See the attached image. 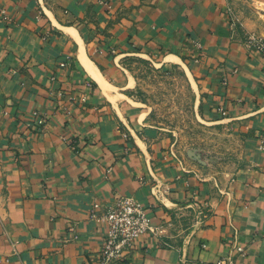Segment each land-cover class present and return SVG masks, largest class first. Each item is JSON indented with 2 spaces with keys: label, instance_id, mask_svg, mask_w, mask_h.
Wrapping results in <instances>:
<instances>
[{
  "label": "crops",
  "instance_id": "obj_1",
  "mask_svg": "<svg viewBox=\"0 0 264 264\" xmlns=\"http://www.w3.org/2000/svg\"><path fill=\"white\" fill-rule=\"evenodd\" d=\"M247 32L264 37V0H0V264H98L119 195L164 234L114 264H208L236 246L235 264H264V150L254 139L225 184L180 168L130 67L180 65L206 114L264 134V53Z\"/></svg>",
  "mask_w": 264,
  "mask_h": 264
},
{
  "label": "rangeland",
  "instance_id": "obj_2",
  "mask_svg": "<svg viewBox=\"0 0 264 264\" xmlns=\"http://www.w3.org/2000/svg\"><path fill=\"white\" fill-rule=\"evenodd\" d=\"M130 63L137 97L180 168L225 184L249 165L252 141L258 142L260 134L243 131L225 115L206 114L205 96L182 66L162 63L158 57L133 56Z\"/></svg>",
  "mask_w": 264,
  "mask_h": 264
},
{
  "label": "built area",
  "instance_id": "obj_3",
  "mask_svg": "<svg viewBox=\"0 0 264 264\" xmlns=\"http://www.w3.org/2000/svg\"><path fill=\"white\" fill-rule=\"evenodd\" d=\"M235 26V24H232ZM248 49H256L264 53V37L256 32H247L244 37ZM197 47L199 45L197 44ZM200 48V47H199ZM62 68H69L68 63H62ZM225 115V112L222 111ZM35 123L43 127L47 119L40 112L33 113ZM258 148L264 150V134L258 138ZM165 192L160 183L156 182L151 188V195L156 202L161 203ZM101 204L94 202L90 209L91 217H96ZM107 224V229L101 244L98 264H114L125 258L133 249L136 238L149 236L159 238L164 234V227L156 224L148 213V208L134 196L119 195L105 205V212L101 216ZM243 249L236 246L234 252L220 257L217 261L208 264H235V257Z\"/></svg>",
  "mask_w": 264,
  "mask_h": 264
},
{
  "label": "bare ground",
  "instance_id": "obj_4",
  "mask_svg": "<svg viewBox=\"0 0 264 264\" xmlns=\"http://www.w3.org/2000/svg\"><path fill=\"white\" fill-rule=\"evenodd\" d=\"M82 56V55H81ZM82 59V58H81ZM84 59L86 60V58L84 57ZM83 62H85L84 60H83ZM88 62V61H87ZM86 64V63H85ZM89 67V66H88Z\"/></svg>",
  "mask_w": 264,
  "mask_h": 264
}]
</instances>
